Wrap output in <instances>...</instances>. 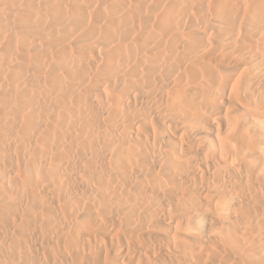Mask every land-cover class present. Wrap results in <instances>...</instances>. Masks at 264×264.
Instances as JSON below:
<instances>
[{
  "label": "bare ground",
  "instance_id": "bare-ground-1",
  "mask_svg": "<svg viewBox=\"0 0 264 264\" xmlns=\"http://www.w3.org/2000/svg\"><path fill=\"white\" fill-rule=\"evenodd\" d=\"M0 264H264V0H0Z\"/></svg>",
  "mask_w": 264,
  "mask_h": 264
}]
</instances>
